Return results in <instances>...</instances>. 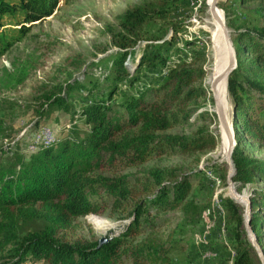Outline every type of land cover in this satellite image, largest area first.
Here are the masks:
<instances>
[{"label":"trees","instance_id":"1","mask_svg":"<svg viewBox=\"0 0 264 264\" xmlns=\"http://www.w3.org/2000/svg\"><path fill=\"white\" fill-rule=\"evenodd\" d=\"M59 1L0 0V25L3 15L17 11L22 13L23 25L41 21L57 9ZM181 1H143L127 7L117 23L105 24L104 30L114 48L109 76L114 86L109 88L106 98L92 93L90 103L83 106L80 116L88 125L87 130H79L74 123L67 134L56 136L57 140L50 144H38L34 152L26 154L14 151L11 144L4 145L10 128L0 124V264H24L28 260L44 264H173L170 253L177 242L176 230L168 235L153 233L149 229L155 225V218L147 215L152 209L162 212L177 208L187 221L190 211L198 212L188 176L179 175V167L150 166L133 174H119V168L139 166L165 154L197 158L216 148L217 137L205 126L190 134L166 133L198 115L203 120L207 115V110L198 111L194 105L196 99L208 92L203 85V58L197 51L190 61L168 66L160 84L146 88L154 97L150 102L145 101L146 90L116 104L110 100L116 83L129 74L124 61L136 46L145 42L136 69L144 64L155 66L156 62L165 65L169 51L178 54L182 50L175 46L170 50L174 36L163 39L158 29L150 27L160 21L161 29H172L174 35L181 30L182 21L171 17ZM246 1L235 0L233 4L241 6ZM219 8L224 12L227 28L235 33L232 40L236 67L225 85L235 109L234 136L237 141L245 136L264 145V121L247 111L251 93L264 99V9L254 7L247 20L235 23L227 6L220 4ZM193 44L184 41L186 47ZM6 48L7 43L0 39V55ZM67 62L72 69L83 64L81 58L72 57ZM210 73L211 68L208 84ZM72 74L68 72L69 77L41 90L34 126L54 110L69 109L68 97L82 87L79 81H72ZM24 75L17 81L21 82ZM210 100L213 101L211 97ZM258 108L264 112V103ZM232 160L235 183L245 186L264 181V159L247 156L237 143ZM139 195L144 198L136 200ZM97 197L111 201L114 210L131 209V219L123 232L105 237L101 244L99 240L69 241L60 236L72 227L75 218L98 213L105 207ZM250 199V223L264 252V207L259 206V202L264 203V190L253 188ZM221 202L225 227L236 252L234 264H256L251 256L253 247L245 238L241 203L230 197ZM142 232L147 233L141 239L129 240ZM257 264H261L260 260Z\"/></svg>","mask_w":264,"mask_h":264},{"label":"rangeland","instance_id":"2","mask_svg":"<svg viewBox=\"0 0 264 264\" xmlns=\"http://www.w3.org/2000/svg\"><path fill=\"white\" fill-rule=\"evenodd\" d=\"M143 1L147 0H60L57 9L50 16L25 25L21 23L20 11L1 17L0 39L7 43V48L0 55V124L10 128L7 131L10 137L3 142L4 145L11 144L14 146V151L27 154L35 151L36 148L29 149V146L34 143L36 131L40 128H50L55 137L54 141L57 140L56 136L67 134L74 123L81 131L88 129V125L80 116L83 106L90 103L92 93L95 97L106 98L109 88L114 86V82L109 78L114 48L110 46L109 36L104 26L108 23H117L120 14L127 7ZM205 1L182 0L180 2L179 8L171 15L175 21H182V29L175 35L172 29L168 31L161 29L160 21L150 26L158 29V34L163 39L174 36L175 40L170 50L174 46L182 50L178 54L169 51L165 65L156 62L155 66L144 64L136 69L145 42L136 46L135 52L128 55L124 61L129 74L125 80L116 83V91L110 100L116 104L125 97L136 95L138 91L158 86L166 76L168 66L190 61L197 51L203 58L205 68L203 85L208 92L206 96L196 99L194 105L198 106V111L207 110V115L204 120L201 115H198L189 123L168 129L166 133L190 134L198 127L205 126L216 135L218 141L216 148L197 155V158L178 153L165 154L139 166L119 168V174H133L141 168L150 166L179 167V175L188 176L192 186L191 196L199 206L198 212L190 211L187 221H184L185 217H182V212L177 208L162 212L152 209L147 215L148 218H155V225L149 229L153 233L168 235L169 232L176 230L174 237L177 242L170 253L173 264H234L236 256L232 237L225 227V211L221 202L223 198L229 196L226 183L228 166L225 156L221 155L223 135L221 125L216 115L214 102L210 100V97L212 98L210 76L216 58L215 51L219 49L211 40L212 26L206 22L207 18H211V14ZM233 2L235 0H219L218 7L220 4L227 6L231 17L236 20L235 23L247 20L250 16L249 10L254 7L264 9L262 0H248L241 6L234 5ZM220 10L224 14L221 8ZM228 30L232 40L235 33L232 29L228 28ZM185 40L193 41L194 44L186 47ZM248 53L251 54V50ZM72 57L77 60L81 58L83 64L77 69H72L67 62ZM201 57L199 59H202ZM68 72H73L72 81L77 80L82 84L81 89H75L68 97L69 109L54 110L47 118L41 119L40 123L34 126L33 123L37 119L35 113L38 106L37 98L41 90L63 81L65 76L69 77ZM23 74H25L24 78L18 82L17 80ZM148 90L145 91V101L150 102L154 97ZM250 95L253 97L247 101L248 114H258L264 121V112H260L258 108L263 105L264 99L260 98L256 92ZM224 105L231 118L234 105L228 89ZM124 116L123 114L122 117ZM237 143L247 156L264 159V145L248 140L245 136H242L240 141L235 139V145ZM104 174L110 176V173ZM234 187L239 194L251 196L253 188L264 190V181L245 186L235 183ZM142 198H144L143 195H139L136 200ZM97 201L105 207L98 213H89L75 218L72 227L59 235L69 241L78 238L96 241L103 237H115L123 232L125 225L131 219L128 215L131 209L114 210L111 207V201L105 200L104 197L101 199L97 197ZM241 206L244 216V206L242 204ZM259 206L264 207V203L259 202ZM244 229L245 238L251 243L246 231V221H244ZM146 233L142 232L129 240L137 241ZM251 256L257 264L260 259L254 247L251 250ZM24 264L44 263L28 260Z\"/></svg>","mask_w":264,"mask_h":264},{"label":"water","instance_id":"3","mask_svg":"<svg viewBox=\"0 0 264 264\" xmlns=\"http://www.w3.org/2000/svg\"><path fill=\"white\" fill-rule=\"evenodd\" d=\"M219 0H211L209 4V12L211 14V17L215 22L218 23L221 32H222V39L226 51V66L222 70V72L214 79V81L211 84L212 89V98L215 106L216 115L218 117V120L220 122L221 128H224L227 135H228V151L225 157L226 163H227V172H226V183H227V189L229 190L228 197L234 199L235 201H243L244 206V216L246 221V231L250 237V241L252 246L255 248V250L258 253L259 259L261 264H264V252L258 242L257 235L255 234L253 227L251 226L250 220H251V199L249 195L241 196L237 194L234 191V174H235V167L233 165L232 160V152L235 146V136L233 131V124H234V116H235V110H232V117L230 118L228 115V111L225 108V105L223 104V101L217 91V85L218 83L223 79L227 78L228 75L235 69L236 67V56H235V50L233 47V43L230 37V32L226 26L224 15L221 12L220 8L218 7ZM106 238H101L99 240V244L104 242Z\"/></svg>","mask_w":264,"mask_h":264},{"label":"bare ground","instance_id":"4","mask_svg":"<svg viewBox=\"0 0 264 264\" xmlns=\"http://www.w3.org/2000/svg\"><path fill=\"white\" fill-rule=\"evenodd\" d=\"M211 0H206V4H207V8L209 9V4H210ZM208 17V16H207ZM209 25L212 26V31H211V35L212 38L211 40L214 41L215 45L217 46V48L219 49V51H215V47H214V51H215V64L213 62L212 65V73L210 76V84H212V82L214 81V79L222 72V70L225 68L226 66V51H225V47H224V43H223V39H222V32L221 29L218 25L217 22H215L213 20V18H207L206 21ZM217 49V50H218ZM223 62V64H222ZM226 80L227 78H223L217 85V91L223 101V104H226V90H225V85H226ZM210 89H211V85H210ZM212 92V89H211ZM215 107V106H214ZM45 129V130H44ZM222 130V148H221V155L226 157L227 151H228V135L225 131L224 128H221ZM37 134L35 135V139H34V143L32 145L29 146V149H34L36 148V146L38 144H50L51 142H53L55 140L54 134L52 133L50 128H40L38 131H36ZM35 132V133H36ZM229 191V190H228ZM234 191L239 194L236 191V188L234 187ZM241 196H244L243 194H239ZM237 203H241L243 206H245L243 201H236Z\"/></svg>","mask_w":264,"mask_h":264},{"label":"crops","instance_id":"5","mask_svg":"<svg viewBox=\"0 0 264 264\" xmlns=\"http://www.w3.org/2000/svg\"><path fill=\"white\" fill-rule=\"evenodd\" d=\"M18 12V11H17ZM16 14V13H15Z\"/></svg>","mask_w":264,"mask_h":264}]
</instances>
